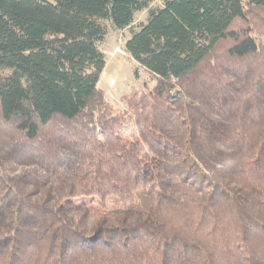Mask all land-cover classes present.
Here are the masks:
<instances>
[{
    "label": "trees",
    "instance_id": "1",
    "mask_svg": "<svg viewBox=\"0 0 264 264\" xmlns=\"http://www.w3.org/2000/svg\"><path fill=\"white\" fill-rule=\"evenodd\" d=\"M152 1L0 0V264H264V0Z\"/></svg>",
    "mask_w": 264,
    "mask_h": 264
},
{
    "label": "rangeland",
    "instance_id": "2",
    "mask_svg": "<svg viewBox=\"0 0 264 264\" xmlns=\"http://www.w3.org/2000/svg\"><path fill=\"white\" fill-rule=\"evenodd\" d=\"M162 1L153 0L152 4L158 5ZM146 16V10L138 12L135 24L145 20ZM107 30L100 43V48L106 56V65L99 86L116 111H122L126 108L124 97L132 88L148 86L151 89L155 80L125 50V42L131 35L130 28L116 29L107 23Z\"/></svg>",
    "mask_w": 264,
    "mask_h": 264
},
{
    "label": "crops",
    "instance_id": "3",
    "mask_svg": "<svg viewBox=\"0 0 264 264\" xmlns=\"http://www.w3.org/2000/svg\"><path fill=\"white\" fill-rule=\"evenodd\" d=\"M105 69V68H104Z\"/></svg>",
    "mask_w": 264,
    "mask_h": 264
}]
</instances>
